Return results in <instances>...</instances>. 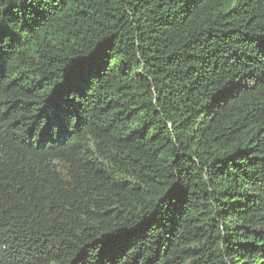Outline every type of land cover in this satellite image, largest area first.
Masks as SVG:
<instances>
[{
	"label": "trees",
	"instance_id": "obj_1",
	"mask_svg": "<svg viewBox=\"0 0 264 264\" xmlns=\"http://www.w3.org/2000/svg\"><path fill=\"white\" fill-rule=\"evenodd\" d=\"M0 264H264V0H0Z\"/></svg>",
	"mask_w": 264,
	"mask_h": 264
}]
</instances>
